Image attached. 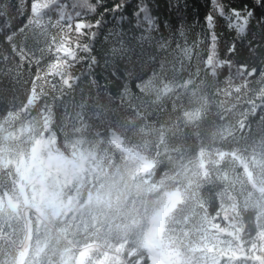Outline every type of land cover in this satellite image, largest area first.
Listing matches in <instances>:
<instances>
[{
  "label": "trees",
  "instance_id": "obj_1",
  "mask_svg": "<svg viewBox=\"0 0 264 264\" xmlns=\"http://www.w3.org/2000/svg\"><path fill=\"white\" fill-rule=\"evenodd\" d=\"M215 3L0 0V264H151L171 190L179 264H264V24Z\"/></svg>",
  "mask_w": 264,
  "mask_h": 264
},
{
  "label": "rangeland",
  "instance_id": "obj_2",
  "mask_svg": "<svg viewBox=\"0 0 264 264\" xmlns=\"http://www.w3.org/2000/svg\"><path fill=\"white\" fill-rule=\"evenodd\" d=\"M116 140L117 137L113 136ZM37 148H35L32 151V156H35ZM136 155H138L141 158L142 161V170H148L151 165L152 161H150L148 158L144 157L141 153L136 152ZM180 196L177 190H171L167 192V198L164 203V205L157 210V212L152 217L150 223L152 225L151 231H148L147 233V247L149 249V252L151 254V264H179V261L177 258L170 255V253L167 252L166 249H164L160 244H158L157 240L153 238V230H156L159 226V221L163 218V216L166 214L168 210H170L174 205L179 201ZM25 248H22L19 252V258L23 255V252ZM117 252L120 251V248L116 249ZM85 250H80L77 255V260L75 264H83L84 257H85ZM105 259V256L96 258V261L98 263L103 262Z\"/></svg>",
  "mask_w": 264,
  "mask_h": 264
},
{
  "label": "snow or ice",
  "instance_id": "obj_3",
  "mask_svg": "<svg viewBox=\"0 0 264 264\" xmlns=\"http://www.w3.org/2000/svg\"><path fill=\"white\" fill-rule=\"evenodd\" d=\"M210 2L214 7H216L218 14L223 17L225 15L223 8L217 5L215 0H210ZM119 7L120 6L117 5L113 10L115 11L119 9ZM245 8L247 11L246 14L243 15L239 10L235 8L231 9V14L227 18L228 23L226 25L229 29H235L237 32H244L253 19H256L257 23L264 24V0H252V6L249 8L248 5H245ZM257 10H259V16H257ZM140 11L145 13V21H147L149 25H152L153 21L152 18L147 14V9L141 8ZM205 22L208 24L209 28H212L214 26L213 16L211 14L207 15L205 17ZM215 40L216 37L213 34V43Z\"/></svg>",
  "mask_w": 264,
  "mask_h": 264
}]
</instances>
